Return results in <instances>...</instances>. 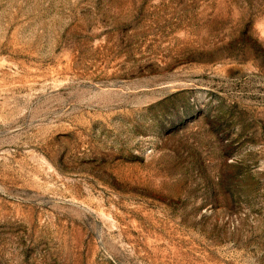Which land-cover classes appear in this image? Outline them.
<instances>
[{"label": "rangeland", "instance_id": "374dc122", "mask_svg": "<svg viewBox=\"0 0 264 264\" xmlns=\"http://www.w3.org/2000/svg\"><path fill=\"white\" fill-rule=\"evenodd\" d=\"M0 264H264V0H0Z\"/></svg>", "mask_w": 264, "mask_h": 264}]
</instances>
